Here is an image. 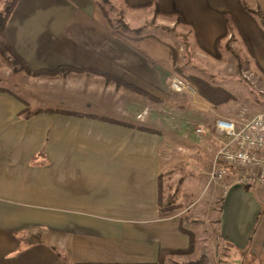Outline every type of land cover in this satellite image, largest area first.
<instances>
[{
	"label": "crops",
	"instance_id": "0c3cea01",
	"mask_svg": "<svg viewBox=\"0 0 264 264\" xmlns=\"http://www.w3.org/2000/svg\"><path fill=\"white\" fill-rule=\"evenodd\" d=\"M12 1L0 0V16ZM125 2L128 27L131 19H154L160 8L172 23L179 16L192 47L207 54L233 36L250 54V70L264 75V0ZM110 22L100 0L13 5L4 40L23 71L81 70L41 81L85 87L98 109L26 117L30 101L0 91V264H158L162 251L188 250L190 233L197 253L204 224L217 233L216 264H264V194L235 176L209 182L224 141L214 126L203 135L192 128L176 134L145 123L137 110L143 97L157 100L154 91L168 86L170 46L154 34L119 37ZM198 99L207 112L221 107ZM47 109L54 110L33 111Z\"/></svg>",
	"mask_w": 264,
	"mask_h": 264
},
{
	"label": "rangeland",
	"instance_id": "374dc122",
	"mask_svg": "<svg viewBox=\"0 0 264 264\" xmlns=\"http://www.w3.org/2000/svg\"><path fill=\"white\" fill-rule=\"evenodd\" d=\"M100 1L103 4L104 13H108L114 27L120 30L119 20L122 17L126 20L124 15L128 13L125 0ZM170 19L171 17L164 18L157 14L152 20L138 22L136 19H131L132 23L128 24L130 27L142 28L138 31H127L124 36L154 34L159 39L166 41L177 54V66L183 70L184 76H194L208 81L213 86L230 92L233 99L221 105L219 109H215L214 112H207L203 106L193 102V99L199 100L200 96L193 86L190 85L195 93L180 94L170 91L166 86L160 93L154 91V95L158 96L157 100L152 101L148 97L142 98V106L137 110L141 111L143 121L163 130L174 129L176 134H181L185 128H192L191 132H195L198 127L212 128L215 121L220 118L243 123L264 113V75L257 70H250L247 64L250 62L251 56L246 53L245 45L237 44L235 38L227 34L223 40L219 41L213 53L207 54L192 47V43L189 42V34L181 27V24H178L179 22L172 23ZM245 34L249 41L251 36L247 32ZM7 56L0 53V88L14 91L26 97L30 101L26 109L30 112H33V109L37 107H49L63 112H90L94 111L92 110L94 108L98 109L94 103L89 102V95L85 93V87L80 86L75 92L66 84L62 85L66 82L52 79L55 76L43 82L41 81L43 75L27 74L19 67L11 65ZM59 75L63 74L56 76ZM174 76L184 78L175 70L172 77ZM155 96L154 98H156ZM109 105L105 103L102 106L108 107ZM193 105H196L197 108H194ZM132 106L137 107L138 103L132 104ZM192 134L196 137L194 133ZM190 171L195 176L203 178L200 172L195 173L191 169ZM232 176H235L234 180H236V170H232L226 179H230ZM255 186L251 189L252 192H256L259 196L264 194V185ZM202 222H205V218ZM204 226L207 229L200 226L202 228H200L199 235L202 241L197 253L187 257H177L173 261L163 264H216V255L221 250L217 245V233L213 226L210 227L207 224Z\"/></svg>",
	"mask_w": 264,
	"mask_h": 264
},
{
	"label": "built area",
	"instance_id": "2783aa9c",
	"mask_svg": "<svg viewBox=\"0 0 264 264\" xmlns=\"http://www.w3.org/2000/svg\"><path fill=\"white\" fill-rule=\"evenodd\" d=\"M168 88L174 93H195L181 77L171 78ZM215 132L224 139L217 150L209 182L226 179L232 170L237 171L236 183L244 187L264 185V113L238 123L220 118L215 121ZM196 134L203 135L205 129L198 127Z\"/></svg>",
	"mask_w": 264,
	"mask_h": 264
},
{
	"label": "trees",
	"instance_id": "16d2710c",
	"mask_svg": "<svg viewBox=\"0 0 264 264\" xmlns=\"http://www.w3.org/2000/svg\"><path fill=\"white\" fill-rule=\"evenodd\" d=\"M17 0H13L11 2V4H9L6 8L4 13L0 16V53L3 56H7L9 62H11V65H13L14 67H19L20 69L23 70V67L21 65L20 60L17 58L16 54L13 52V50L9 47V45L5 42L4 40V31H5V25L7 23V20L13 10V5ZM156 14L157 15H165V16H172V14H166L164 13L160 8H156ZM178 22L182 23L181 18L178 16ZM111 26L113 28V31L116 35H118L119 37H126L124 36L125 32H129L131 31V29L124 23L123 19L121 18L119 20V25L121 27V29L119 30L118 28L114 27L113 22H110ZM127 38V37H126ZM129 39V38H128ZM223 38H220L217 42V45L219 43L220 40H222ZM134 41H138L140 40V38H135L133 39ZM216 45V46H217ZM171 56H172V60L174 63V70L175 72H177V74L182 75L184 78V80L191 86H193L197 93L205 100H207L208 102L212 103L213 105H215V107H220L221 105H224L226 103H228L229 101H231L233 99V96L230 92H228L225 89H222L220 87H216L213 86L212 84H210L208 81H205L201 78H197L194 76H184L183 75V70L179 68V66H177V62H178V56L177 54L171 49ZM24 71L29 74V75H48V76H56L58 74L61 73H69V72H81V70H77L74 68H60L58 70H54V71H38L36 73L32 72L31 70H29L28 68H25ZM108 80H110L111 78L106 76ZM118 85H121L120 83H118ZM5 91L4 89L0 88V91ZM134 91L139 92L140 90L133 88ZM142 94L145 96H149L145 91H142ZM42 112H57V110H37V111H33L30 112L29 110H25L24 114L26 117H30L33 116L37 113H42ZM103 120H107V121H114L112 119L106 118V117H99ZM170 204V206L168 207L169 209H172L171 206V201L168 202ZM174 208H181L180 205H175ZM191 236V244H190V248L188 250H184V251H173V250H168V251H162L160 252V260L158 262V264H163L164 263V258L166 257V255H191L194 253L195 251V239L192 233H190Z\"/></svg>",
	"mask_w": 264,
	"mask_h": 264
}]
</instances>
